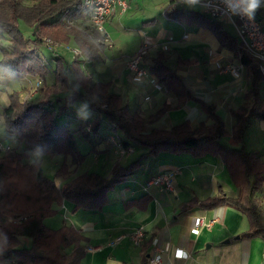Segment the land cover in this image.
<instances>
[{"label": "crops", "instance_id": "0c3cea01", "mask_svg": "<svg viewBox=\"0 0 264 264\" xmlns=\"http://www.w3.org/2000/svg\"><path fill=\"white\" fill-rule=\"evenodd\" d=\"M176 10L187 14L203 13L199 6L187 0H120L105 25L107 45L95 42L102 44L99 59L86 62L80 57L79 66L91 77L92 84L108 83L109 92L117 95L131 114H138L143 119L146 130L169 129L185 120L194 127L202 122L210 125L201 103L213 106L224 128H229V131L225 129L227 136L220 142L231 147L229 134L233 121L230 111L244 108L264 113V83H258L259 89L254 97L251 74L239 58L221 45L207 27L172 18L170 14ZM250 11L264 29V0L257 10L250 7ZM75 21L79 26L81 20ZM217 22L238 45L231 21ZM83 24L88 26L87 19ZM22 25L19 27L24 36L30 37L32 29L26 26L22 29ZM144 45L148 51L144 59L147 76L135 82L125 64ZM62 46L78 49L73 40L67 45L61 44L60 48ZM60 48L41 50L40 55L48 65L55 56H61L70 64L74 55ZM159 55L163 57L164 65L181 78L185 88L200 102L192 99L179 103L171 92L155 89L158 81L149 69L151 60ZM219 56L220 59L211 62ZM232 66H242L238 78L227 70ZM53 84L50 75L45 84L36 78L12 82L0 77V113L8 106L13 92H20L22 98L26 88L35 85L32 90L34 102H28L36 103L42 99L41 91ZM56 88L60 90V87ZM87 114L90 119L95 117L89 111ZM80 115H84L81 110ZM86 131L89 132L88 127ZM118 135L102 121L99 133L90 135L87 141H77L80 153L85 156L82 164L72 165L70 158L64 161L62 156L50 158L52 162L55 160L56 168L63 162L68 167V175L58 179V186L85 173L107 177L114 163L126 166L147 152L145 148L133 146L130 153L120 154L116 141ZM235 148L254 151L264 161V120L251 118L242 144ZM6 150L21 153L23 146L5 132L0 117V154ZM33 160L30 155L25 162L30 164ZM162 173H173L171 191L149 184L151 178ZM220 192L232 195L235 188L218 157L194 160L189 155L161 153L141 160L132 176L107 193V202L100 211L74 212L73 205L67 202L53 204L56 214L45 219L43 224L51 230L66 226L79 232L83 238L81 244L85 247L80 264H150V259L157 253L161 256L158 264H264V241L243 236L250 229L244 214L226 205L211 209L199 205ZM257 195L264 207V185ZM194 202L196 204L190 209H182V206ZM198 218L201 225L195 234L192 230ZM138 229L143 231L144 238L134 244L130 236ZM19 240L20 247L28 249L31 246L29 238ZM153 240H156L157 247L152 245ZM175 249L182 250L187 257H173ZM70 250L66 249L65 253Z\"/></svg>", "mask_w": 264, "mask_h": 264}, {"label": "trees", "instance_id": "16d2710c", "mask_svg": "<svg viewBox=\"0 0 264 264\" xmlns=\"http://www.w3.org/2000/svg\"><path fill=\"white\" fill-rule=\"evenodd\" d=\"M23 1L0 0V77L12 82L36 78L45 84L50 75L54 84L41 91L43 99L36 103L22 102L20 92H13L8 106L0 113L5 132L23 146L21 153L6 150L0 154V264H80L85 247L79 232L66 226L51 230L43 224L45 219L56 214L52 205L67 202L73 205L74 212L100 211L107 202V193L132 176L141 160L161 153L189 155L194 160L218 157L235 193L220 192L199 205L206 209L223 205L235 208L246 216L250 225L243 236L264 241V207L257 195L264 185V161L254 151L235 148L242 144L250 119L264 120V113L244 108L230 111L233 121L229 134L231 147L220 142L227 132L214 107L203 103L201 107L210 125L202 122L194 127L185 120L169 129L146 130L143 119L131 114L121 99L109 92L108 83L92 84L91 77L79 66L80 57L86 62L98 60L102 45L95 43L102 40L98 33L82 26L87 19L81 11L82 0H35L28 6L23 5ZM170 15L210 29L220 44L246 66L251 74V93L256 97L261 75L219 22L210 20L204 13L187 14L176 10ZM78 18L82 23L79 26L68 22ZM21 23L32 29L30 37L24 36L19 27ZM44 38L57 45H67L73 40L79 54L73 56L70 64L61 56H55L48 65L40 55L41 50L47 49L43 45ZM163 60L161 55L157 56L151 60L149 69L158 83L179 103L199 101ZM56 86L60 87L59 91ZM80 110L84 115H80ZM88 111L95 115L93 119ZM102 121L120 134L116 141L123 149L138 146L147 152L126 166L114 163L107 177L85 173L61 187L56 181L68 175L65 162L55 179L44 177L37 162H25L30 155H40L62 156L64 161L70 158L72 165L82 164L85 156L80 153L77 141H87L90 135L99 133ZM195 204L188 203L182 209H190ZM20 238H29L31 246L28 249L20 247ZM68 248L71 250L67 254Z\"/></svg>", "mask_w": 264, "mask_h": 264}, {"label": "built area", "instance_id": "2783aa9c", "mask_svg": "<svg viewBox=\"0 0 264 264\" xmlns=\"http://www.w3.org/2000/svg\"><path fill=\"white\" fill-rule=\"evenodd\" d=\"M193 5L199 6L202 12L210 19L215 21L230 20L236 31V40L239 48L251 59L252 64L258 69L262 83H264V29L261 21L250 11L251 2L248 0H187ZM81 11L87 16L88 26L102 37L100 43L106 42L105 25L114 13L115 7L120 0H82ZM43 45L53 50L58 47L48 39H43ZM73 55H78V49L70 50ZM147 46L144 45L133 54L125 64L126 71L131 80L138 82L147 76V70L144 67V59L147 56ZM220 59V56L212 59L211 62ZM240 67H228L227 70L234 78L240 76ZM155 89L167 91L164 85L156 83ZM147 99V98H146ZM120 154L130 153V149H123L117 144ZM149 184L162 187L167 191L172 190L173 173H162L150 179ZM201 225V219H195L193 233H198V227ZM144 238L142 230H136L131 236L130 241L139 244ZM157 247L156 240L152 242ZM160 254H155L150 259V264L160 262ZM173 257L183 259L187 257L182 250H174Z\"/></svg>", "mask_w": 264, "mask_h": 264}, {"label": "rangeland", "instance_id": "374dc122", "mask_svg": "<svg viewBox=\"0 0 264 264\" xmlns=\"http://www.w3.org/2000/svg\"><path fill=\"white\" fill-rule=\"evenodd\" d=\"M35 0H24L23 1V5H25V6H28V5H30L31 3H33ZM71 21V22H70ZM69 23H72L73 22V24L75 25L77 22L76 21H72V20H69L68 21ZM82 26H86L85 24H83ZM24 27H25V25H22V29H24ZM27 27V26H26ZM87 27H89V26H87ZM44 39H47V38H44ZM49 40V39H48ZM52 42V41H51ZM103 44H105V45H107V43L106 42H102ZM54 44V43H53ZM59 45V44H58ZM65 46H62L61 48H60V45L55 49V50H58L59 48H60V50H63V49H65L66 51H70V50H72L73 49V47H71V46H66L65 48H64ZM71 52V51H70ZM24 80V79H23ZM34 83H35V81H34ZM33 89H35V85H32V87H30V86H28L27 88H26V91H24V96H21L22 98H20V100L23 102V101H31L32 100V90ZM62 91V93H65V91H63V90H61ZM27 93V94H26ZM42 99H43V97H41ZM41 99V100H42ZM33 101V100H32ZM40 101V100H39ZM34 102V101H33ZM226 131H229V128H228V126H226ZM34 157V162H37L38 164H39V166H40V169H41V172L44 174V176H47V177H49L50 179H55V174H56V172L58 171V169L60 168V165L56 168L55 166H54V162H55V160H54V162H52L51 160H50V158H54V157H49V156H40V155H32V158ZM38 157V158H37ZM61 159V158H60ZM60 162H61V160H59ZM33 162V163H34ZM56 162H58V160L56 159ZM63 162V161H62ZM61 164V163H60ZM51 168H54V169H51ZM56 181V180H55ZM56 183L57 184H59L58 183V179H57V181H56Z\"/></svg>", "mask_w": 264, "mask_h": 264}, {"label": "clouds", "instance_id": "9594fccd", "mask_svg": "<svg viewBox=\"0 0 264 264\" xmlns=\"http://www.w3.org/2000/svg\"><path fill=\"white\" fill-rule=\"evenodd\" d=\"M250 6L253 10H257L261 6V0H252Z\"/></svg>", "mask_w": 264, "mask_h": 264}]
</instances>
